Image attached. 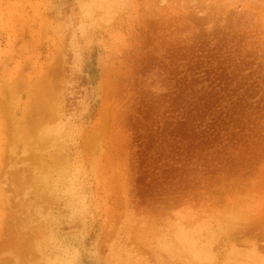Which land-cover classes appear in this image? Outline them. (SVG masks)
<instances>
[{
  "label": "rangeland",
  "instance_id": "obj_1",
  "mask_svg": "<svg viewBox=\"0 0 264 264\" xmlns=\"http://www.w3.org/2000/svg\"><path fill=\"white\" fill-rule=\"evenodd\" d=\"M0 264H264V0H0Z\"/></svg>",
  "mask_w": 264,
  "mask_h": 264
}]
</instances>
